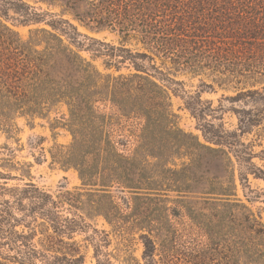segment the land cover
<instances>
[{"label": "trees", "instance_id": "obj_1", "mask_svg": "<svg viewBox=\"0 0 264 264\" xmlns=\"http://www.w3.org/2000/svg\"><path fill=\"white\" fill-rule=\"evenodd\" d=\"M37 1L60 8L62 15L91 30L117 32L118 47L89 39L107 47L105 53H91V60L104 59V70L114 68L117 74L99 71L80 55L92 50L77 41L79 33L68 22L64 29L52 24L49 30L36 28L25 40L0 22V131L10 133L17 117H44L64 105L72 143L58 148L52 160L75 169L81 181L79 191L62 192L55 200L26 184L22 193L32 191L33 196L26 197L33 202L31 211L43 217L36 227L37 218L32 219L29 234L15 231L21 220L11 215L9 203L0 204V252L10 253H0V264H82L81 256L49 249H70L60 237L76 226L84 228L83 216L103 218L121 248L138 235L147 264H170L180 232L167 214L168 198L160 193L164 191L194 195L176 199L171 210L173 217H187L183 230L202 239L195 248L206 256L190 264H264V218L237 197L235 178L240 168V182L247 183V174L264 182V148L254 152L242 141L254 130H264V0ZM9 8L0 0V14L7 16ZM31 15L23 24L43 22L40 15ZM131 39L143 51L125 47ZM155 57L168 61L175 72L207 75L220 85H242L226 97L228 111L237 118L236 130L226 131L207 120L206 109L193 103L196 98L186 106L202 122L198 129L206 144L180 129L167 91L149 72L150 67L162 74L151 64ZM123 66L133 73H120ZM106 104L124 118L143 120L129 155L107 129L112 117L99 110ZM113 188L132 194L125 211L115 203ZM62 206L81 213L79 225L61 224L55 212ZM35 228L44 236L40 249L31 243ZM119 253L125 260L126 254L121 249ZM96 264L113 263L97 259Z\"/></svg>", "mask_w": 264, "mask_h": 264}, {"label": "rangeland", "instance_id": "obj_2", "mask_svg": "<svg viewBox=\"0 0 264 264\" xmlns=\"http://www.w3.org/2000/svg\"><path fill=\"white\" fill-rule=\"evenodd\" d=\"M5 2L10 5V8L7 11V16L0 14V22L16 32L21 39L25 40L30 31L36 28L49 30V24H52L57 29H64V27H69L64 22H68L79 33L77 41L84 46V49L92 50L90 53L82 51L80 55L91 61L99 71L117 74L114 68L110 71L104 70V59L91 60V53H96L95 51L105 53L107 47L97 45L89 40L92 38L110 46L118 47L121 39L117 32L109 29L98 32L91 30L76 21L71 15H62L60 8L49 6L37 0H5ZM22 3L27 7L23 6ZM31 14L40 15L43 22L23 24L22 21L26 19L25 17ZM30 17L31 20L35 18L32 15ZM65 30L66 33H69L67 29ZM63 38L66 43H69L67 37ZM125 47L133 52L143 51L142 46L134 39L126 43ZM72 48L75 49L73 46ZM151 64L157 68V71L162 73L160 74L149 67V72L167 91L170 97L171 111L176 116V123L185 133L195 135L200 142L206 144L198 129V125L202 122H198L186 106V103L192 102V98H196L193 103H197L201 108L206 109L207 120L212 121L215 125H222L226 131L236 130L237 118L232 112L228 111L231 104L226 100V97L234 96L235 91L242 88V85L235 83L220 85L213 82L212 78L207 75L193 76L183 72H175L168 61L157 57L154 58ZM126 67H121L120 73H133V69ZM202 83L210 85L211 89L202 86ZM197 99L200 102H197ZM220 106L223 107V111L219 110ZM209 108L213 112H208ZM99 110L112 117L107 129L111 132L114 142L120 141L119 143L124 145V147L119 145L118 148L123 149L125 154L129 155L137 144V136L143 126V120L124 118L108 104L99 105ZM66 119L67 109L64 105L59 104L46 113L44 117H17L13 122L10 133L0 131V204L9 203L11 215L21 220L15 226L17 233L29 234L31 230L28 229V226L33 223L32 219L37 218L36 223L33 225V227H36L37 224L42 222L43 218L35 214L37 211H31L33 202L26 197L33 196L32 191L30 190L29 194L25 193L26 195L22 193L26 189V184H33L40 192L51 195L54 200L62 192L79 191L81 188V181L75 169L62 167L52 160V156L58 148H67L72 143V137L65 126ZM242 141L246 144L250 143L254 152H259L264 148V130L256 129L250 135L244 136ZM153 161L150 160V162ZM173 163L179 165L181 161L175 160ZM240 172L243 173L244 171L239 168L235 172L237 197L255 215H260L263 219L264 182L254 178L251 174H247V183L240 182ZM160 193L168 198L166 205L170 210L167 214L170 215L174 227L180 232V240L178 241L180 246L178 244V251L173 255L170 264H190V260L193 258H196L195 261L202 260L206 254H200V248H195V245L202 239L183 230L189 224L187 217L183 213L178 217L171 215V210L176 206V199L189 200L194 195L177 194L173 191ZM111 194L119 208L125 211L126 201H130L132 194L127 190L121 192L117 188H113ZM55 213L60 218L61 224H67L70 227L74 224H80L78 216L82 215L74 209L62 206ZM82 218L84 228L78 229V226H76V228H73L72 233L60 237L64 243L71 245L70 249L69 246L56 245L53 249H49L51 252L57 255L65 253L81 256L83 258L82 264H96L97 259L99 261L108 259L113 264H147L148 260L143 258V246L138 240V235H135L133 240L121 248L118 246L121 240L113 235L111 227L103 218L86 216ZM35 231L36 234L32 237L31 243L36 249H40L39 244L44 236L38 228H35ZM49 233H51V230H49ZM119 249L126 254L124 256L125 260L119 258ZM72 250L76 251L72 253ZM0 253L10 255L4 249ZM96 254H98L97 257ZM200 256H202L201 259H198ZM159 257L158 254L154 259L158 261Z\"/></svg>", "mask_w": 264, "mask_h": 264}]
</instances>
